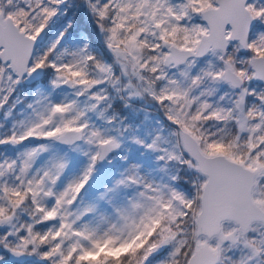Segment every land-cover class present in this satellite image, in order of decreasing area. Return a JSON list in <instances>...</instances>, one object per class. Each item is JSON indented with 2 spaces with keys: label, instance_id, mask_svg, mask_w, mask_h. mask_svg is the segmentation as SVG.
<instances>
[{
  "label": "snow or ice",
  "instance_id": "obj_1",
  "mask_svg": "<svg viewBox=\"0 0 264 264\" xmlns=\"http://www.w3.org/2000/svg\"><path fill=\"white\" fill-rule=\"evenodd\" d=\"M0 264H264V0H0Z\"/></svg>",
  "mask_w": 264,
  "mask_h": 264
}]
</instances>
